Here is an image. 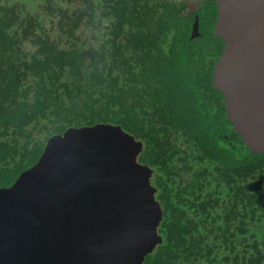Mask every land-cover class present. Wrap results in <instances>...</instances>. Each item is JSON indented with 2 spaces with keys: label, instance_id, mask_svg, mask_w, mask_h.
<instances>
[{
  "label": "trees",
  "instance_id": "trees-1",
  "mask_svg": "<svg viewBox=\"0 0 264 264\" xmlns=\"http://www.w3.org/2000/svg\"><path fill=\"white\" fill-rule=\"evenodd\" d=\"M192 1L0 0V187L50 136L117 124L162 210L142 264H264V151L214 88L215 0Z\"/></svg>",
  "mask_w": 264,
  "mask_h": 264
},
{
  "label": "water",
  "instance_id": "water-1",
  "mask_svg": "<svg viewBox=\"0 0 264 264\" xmlns=\"http://www.w3.org/2000/svg\"><path fill=\"white\" fill-rule=\"evenodd\" d=\"M223 50L213 84L252 152L264 151V0H215ZM198 15L191 37L198 36ZM142 142L98 122L50 136L37 161L0 187V264H142L162 241Z\"/></svg>",
  "mask_w": 264,
  "mask_h": 264
},
{
  "label": "rangeland",
  "instance_id": "rangeland-1",
  "mask_svg": "<svg viewBox=\"0 0 264 264\" xmlns=\"http://www.w3.org/2000/svg\"><path fill=\"white\" fill-rule=\"evenodd\" d=\"M199 1H200V0H193V1L191 2V4H190L191 7H192V8H195L196 5L199 3ZM189 2H190V1H188V3H189Z\"/></svg>",
  "mask_w": 264,
  "mask_h": 264
}]
</instances>
